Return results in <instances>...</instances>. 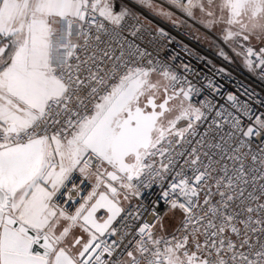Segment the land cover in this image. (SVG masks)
Instances as JSON below:
<instances>
[{
  "label": "snow or ice",
  "instance_id": "obj_1",
  "mask_svg": "<svg viewBox=\"0 0 264 264\" xmlns=\"http://www.w3.org/2000/svg\"><path fill=\"white\" fill-rule=\"evenodd\" d=\"M223 65L264 83V0H0V264H264V88Z\"/></svg>",
  "mask_w": 264,
  "mask_h": 264
},
{
  "label": "built area",
  "instance_id": "obj_2",
  "mask_svg": "<svg viewBox=\"0 0 264 264\" xmlns=\"http://www.w3.org/2000/svg\"><path fill=\"white\" fill-rule=\"evenodd\" d=\"M191 11L187 12V15H190ZM187 23V22H186ZM187 28L191 30L193 33H195V36L201 40V46L197 47H188L186 51H183V54L180 59L175 61V64H172L171 61L175 59V56L172 53L167 52V46H162L161 48V57L160 59L162 61H167L168 68H171L172 71L175 72L177 77H189L190 79L195 80L197 76H199L202 80L204 77L208 76L212 69L207 67L203 61L207 60L208 64H214L217 63L215 66L219 67V64H222L219 60H212L213 59V53L211 49H215L217 53L220 56H226L227 53L224 51L223 48H221L216 42L212 39L211 36H209L207 33L201 31L198 28H195L190 23H187ZM195 29V30H193ZM167 35V33H165ZM184 35H188V31L184 32ZM207 35V36H206ZM210 37V38H209ZM164 37L161 36V39ZM192 36H189V39H192ZM171 39H176L175 36H172ZM208 40V45L204 42ZM187 42V41H186ZM188 67L190 70L185 72L183 70V67ZM229 68V71H232L233 77H235V80H239L241 83L245 84H251L253 88L257 92L261 91L262 88H264V83H261L258 79L255 77H252L250 74H247L246 70L240 71V70H234V66L230 65H223ZM203 72V76H201V73ZM221 83H224V81H221ZM235 83V81H233ZM240 85H236V87H239ZM252 93H250L251 95ZM158 191V189H157ZM146 197L148 199L154 198V194L149 192L146 193ZM150 218V217H149Z\"/></svg>",
  "mask_w": 264,
  "mask_h": 264
},
{
  "label": "rangeland",
  "instance_id": "obj_3",
  "mask_svg": "<svg viewBox=\"0 0 264 264\" xmlns=\"http://www.w3.org/2000/svg\"><path fill=\"white\" fill-rule=\"evenodd\" d=\"M191 15H192V13H190L189 16H191ZM201 23H205V22H204L203 20H201ZM206 26H207L209 29H211V24H210V23H207ZM206 36H207V35H206ZM209 38H210V37H209ZM207 42H208V40H206L204 43L208 45Z\"/></svg>",
  "mask_w": 264,
  "mask_h": 264
},
{
  "label": "trees",
  "instance_id": "obj_4",
  "mask_svg": "<svg viewBox=\"0 0 264 264\" xmlns=\"http://www.w3.org/2000/svg\"><path fill=\"white\" fill-rule=\"evenodd\" d=\"M193 30H195V29H193ZM196 31V30H195Z\"/></svg>",
  "mask_w": 264,
  "mask_h": 264
}]
</instances>
